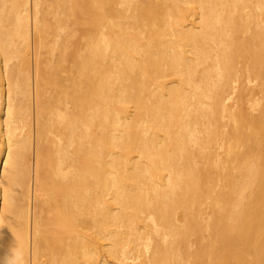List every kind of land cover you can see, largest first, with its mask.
Masks as SVG:
<instances>
[{"label": "rangeland", "instance_id": "obj_1", "mask_svg": "<svg viewBox=\"0 0 264 264\" xmlns=\"http://www.w3.org/2000/svg\"><path fill=\"white\" fill-rule=\"evenodd\" d=\"M86 1L66 2L71 18L62 13L60 86L49 94L58 95L47 141L56 152L41 201L54 218L75 197L70 226L90 237L71 240L58 225L61 238L48 228L46 245L74 264H83L84 241L90 264L171 258L179 241L188 260L178 264H264V0ZM23 102H13L22 114ZM31 107L20 118L33 124V162Z\"/></svg>", "mask_w": 264, "mask_h": 264}, {"label": "bare ground", "instance_id": "obj_2", "mask_svg": "<svg viewBox=\"0 0 264 264\" xmlns=\"http://www.w3.org/2000/svg\"><path fill=\"white\" fill-rule=\"evenodd\" d=\"M88 1H86V2H88ZM66 2H70V4L67 3L68 7H69V5H71L74 2V0H0V166H1L0 167V196H1L0 198L2 201V206H0L1 207V209H0V264H74V261H71L69 258L68 259L70 260V262L68 260L66 261V259H65L66 256L64 259H62L63 255H60L62 248L58 250V247H56L55 244H54L55 247H49V245L48 246L46 245V241H48L47 237L50 238V235H51V233H50L48 236L47 232L52 231L51 229H53L54 232L55 231L57 232L56 227L58 229V225H59L60 229L65 228L64 230L67 233L66 235H68V236L71 234V232L72 233L74 232L70 236H72V238L74 236L75 240H77V238L78 239L80 238L78 234H80V236L81 235L84 236L86 240L88 237H90L89 233H88V235L86 234L87 231H89V228H88L89 225H87V227H86V225L84 226V224L85 223L87 224V222H88V221H86V219L84 220L86 222L82 223L83 224L82 226L84 228H88V229L83 228L84 230H87L86 233L83 230H81V231H83V232H81L79 228H78L79 231L76 229L78 232L75 233L76 231L74 230V227H73L75 223H73L74 222V221L72 222L73 219L70 218L73 216V213H74L73 209L76 207V204H77L75 197H72L73 198L72 199V205H70L71 210L65 211V209L63 208L64 209V212L62 211L63 215L61 213H60V215L56 214V217H54V218H52L51 217L52 215H50V216H48V218L50 217L49 219L45 218L44 217L45 215H43L44 210L46 209L45 208L46 205L44 204V206H45L44 207L42 205L43 202L41 201L43 195H45L44 193H46V190H47L46 186H47V184H49V183H47L48 179L45 178V175H46L45 172L51 166V158H50L52 156L51 154H53V152H56V150L52 151V147L49 146L50 144L48 145V142L50 141V140L48 141V139H50L48 137L52 136V135L49 136L50 135L49 133H51V132L55 133V131H56V127L54 128V123L52 122L53 121L52 119H53L54 109L56 110V108H54L53 106H55L57 104L56 103L54 105L55 99L57 98L58 95L57 96L55 95L56 98L54 96V98H55L54 99L53 96H51L52 98H50L49 94L53 93L52 88L55 89L53 86H55V84H57L56 79H57L58 74L56 75L55 72L57 69H59V67H58L59 63L57 61L55 62V53L56 52L58 53V51H56L57 46H58V48L60 47V45L58 44V41L63 36V32H64L63 30L68 27V24H66V23H68L69 19L71 18V16H69L71 11H69V10H73L71 6H70L71 8H69V10L65 9V6L68 9ZM90 2H91V0H90ZM90 2H88V4ZM78 6H80V3ZM82 6L87 7L88 5L84 6V4H83V5H81L80 9H82ZM84 9H86V8H84ZM68 11H69V14L67 13ZM65 12L70 17L69 19L66 18L68 22L66 20H65L66 22H63V18L66 15ZM62 13L65 15L63 16ZM61 14L63 17L61 16ZM173 16H174V14H173ZM203 20H204V18H203ZM150 22H152V20ZM207 22L208 21H206V23ZM69 31H70V29H69ZM69 31H67V32H69ZM222 36H224V34ZM138 43H139V41H138ZM140 44H141V46H140L141 51L144 52L145 43L142 41V42H140ZM67 50H68V48H67ZM57 53H56V57L57 56L59 57V55H57ZM226 53H228V52H226ZM65 58H66V56H65ZM56 59L58 60L59 58H56ZM66 60H67V58H66ZM55 63H58V65ZM53 64L55 66H53ZM58 71H61V70H58ZM58 78L60 79L61 77L58 76ZM61 79H63V78H61ZM65 79H66V77H65ZM159 81H161V80H159ZM149 82H151V81H149ZM141 83L143 84V86L145 85L144 84L145 82L143 80L141 81ZM57 85L60 86L59 82ZM143 86L141 85V87H143ZM163 88H164V86H163ZM143 89H144V87H143ZM141 91H142V89H141ZM54 93L57 94V90L56 91L54 90ZM18 98H20L21 102H23V100H24V102H26L27 113H23V114L21 113V111H20L21 107L19 106L18 103H16V104L19 107V109L15 108L16 104L14 106L13 102H15V99H18ZM49 99H51V101ZM58 101H60V100H58ZM58 101L56 100V102H58ZM141 102H142V100H141ZM32 103L34 104V113H35V117H34L35 118L34 119V121H35L34 122L35 123V125H34V136H35V138L34 139L37 140V142L34 144L36 149L34 148L35 157H34L33 162L31 161V156H32L31 154H32V149H33V140H32L33 139L32 138L33 137V124L31 121L30 124L28 125L27 122H23L24 117L20 118V116H24V114H27L28 116L31 115L30 112L32 110L29 112V109L30 108L32 109V107H31ZM59 104L60 103H58V105ZM24 105L25 104H23V106ZM61 108H62V106L60 107V109ZM23 109H21L22 112L24 111ZM60 109H59V111H60ZM64 109H65V107H64ZM64 113H65V111H64ZM58 115H59V113L57 114V118H56V116L54 114V117L56 118V119L54 118V120H55L54 122H56V123H57V121H59V120H57L59 117ZM31 118L28 117V119L32 120ZM188 127L189 126H187V128ZM57 130H60V129H57ZM54 135L56 136L57 134H54ZM54 135H53L52 139H54L56 141V139H55L56 137H54ZM139 141H140V148H141L142 153L147 152V144H146L147 142L144 140V137L141 136L139 138ZM53 143H54V141H52V144ZM170 143H171V141H170ZM101 145L103 146V148L107 147V144H101ZM152 147H153V144H152ZM148 149H150V148H148ZM166 152H167V150H166ZM171 162H172V159H171ZM150 166H152V165H150ZM156 167H158V165ZM194 169H196V168H194ZM156 170H158V168ZM158 172L159 171H157L156 173H158ZM159 174H162V173H159ZM168 175H170V174H168ZM68 178H67V180L73 179L72 177L69 179ZM181 180H183V179L181 178ZM105 186H107V185H105ZM169 187H171V186H169ZM72 188L73 189H70V190L76 191V190H74L75 189L74 187H72ZM71 195H73V193ZM39 200H40V202H39L40 204L38 203ZM44 201H47V200L45 199ZM48 206L50 207L51 205H48V203H47V208H48ZM73 206H74V208H73ZM66 210H67V207H66ZM50 211H51V209L49 210V212ZM53 211L54 210H52V212ZM47 212H48V210H47ZM123 213H125V212H123ZM164 213H166V212H164ZM49 214L50 213H48V215ZM66 214L69 215V217L65 216ZM61 215L63 216V218ZM54 216H55V214H54ZM59 216H61V217H59ZM57 217H58V219H57ZM64 217L70 218V219H65V221L67 220V222H62V220H60L59 218L64 219ZM136 217L137 216H135V218ZM129 218H130V216H129ZM258 221H259V219H258ZM263 222H264V220L262 221V223ZM70 224H72L73 226L72 225L70 226ZM88 224H89V222H88ZM201 227H204V226H201ZM263 227H264V225H263ZM48 228H51V229H48ZM128 230H130V229H128ZM56 232L54 234H52L51 239H54ZM106 232H107V230H106ZM74 234H77L78 237ZM57 235L60 236L59 233H57ZM58 236H57V238H58ZM82 236H81V238H82ZM173 237H174V235H173ZM59 238H61V236ZM72 238H71V240H73ZM263 238H264V236H263ZM55 239H54V241H55ZM263 241H264V239H263ZM60 242L63 243L62 240ZM65 242H66V240H65ZM79 242H80V240H79ZM162 242L164 243L163 240H162ZM181 242L182 241H179V245L177 244L178 247L175 246L176 249L171 250L169 247V249L172 251L171 253L174 254V257H171L172 259L169 257L168 252H166L165 250H164L165 251L164 253H162V254L159 253L157 255H154V253L152 252L153 255L149 254L150 256H145V252H144L143 253L144 259L142 261V264H178L177 262H173V260L175 261L177 259H179V262H183L181 258H185V256L183 253L184 248H182L183 244H181ZM57 243H59V242H57ZM88 243H90V241ZM88 243L86 241H84V243L82 245V247L84 249L83 264H90V259H91L90 256L93 257L90 253L91 251L90 252L88 251L89 250L88 249L89 248ZM176 243H177V241H176ZM64 245H66V244H64ZM50 246H51V244H50ZM45 247L46 248L48 247L49 251H48V248L46 250ZM77 247H78V245H77ZM161 248H162V246H161ZM214 248H215V246H214ZM63 250H64V248H63ZM143 250H144V248H143ZM147 250H149V249H147ZM147 250H145V251H147ZM65 251H67V249ZM81 251H82V249H81ZM78 252L79 251H77V253ZM155 252H156V250H155ZM62 254H63V251H62ZM81 254H79V255H81ZM147 254H148V252H147ZM172 254H171V256H172ZM59 255L62 258L58 257ZM64 255H66V253ZM140 256H141V254H140ZM61 259L63 261H61ZM81 259H82V257H81ZM75 260H77V259H75ZM78 260H80V259H78ZM185 260L187 261L188 259L185 258ZM130 261H132V260H130ZM186 261H184V262H186ZM81 263H82V261H81ZM132 263H134V262H132Z\"/></svg>", "mask_w": 264, "mask_h": 264}]
</instances>
